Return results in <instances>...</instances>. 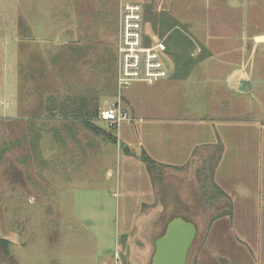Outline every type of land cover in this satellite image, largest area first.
Listing matches in <instances>:
<instances>
[{
	"label": "rangeland",
	"instance_id": "rangeland-1",
	"mask_svg": "<svg viewBox=\"0 0 264 264\" xmlns=\"http://www.w3.org/2000/svg\"><path fill=\"white\" fill-rule=\"evenodd\" d=\"M134 1L143 3L150 19L160 13L193 44L172 46L171 31L160 36L169 45L170 68L174 52L189 55L192 64L210 54L221 60L228 56L235 67L236 60L249 54L246 46H226L224 40L211 38L225 33L227 21L239 19L240 12H227L234 0H0V238L12 242L2 264H110L115 254L123 264H151L155 240L176 216L196 226L186 264L197 263L201 250L209 253L213 238L208 236V217L227 210L228 202L219 197L207 174L198 175L201 168L198 173L194 168H167L154 184L145 168L137 171L126 165L124 154L141 149L137 137L127 146L121 126L113 130L98 119V108L117 98L119 5ZM236 1L245 19L259 22L253 18L264 13V0L249 5L248 0ZM145 30L153 36L148 25ZM251 65L264 69L259 53ZM185 67L178 65L174 74L188 70ZM156 82L160 80L133 79L122 95L131 99L145 122L147 116L159 121L178 118L180 109L166 107L173 100L169 92L154 93L150 84ZM176 82L169 83L174 86L170 91L177 94L179 87L187 105L200 98L203 107L212 96V91L189 85L182 95ZM251 85L253 90L255 81ZM252 90L240 97L256 105L249 97ZM122 103L129 112L123 96ZM240 105L235 101V107ZM191 112L196 116L210 111ZM259 115L263 117L262 111L254 109L233 118ZM82 116L102 131L88 129ZM104 131L115 136L116 143ZM249 140L255 148L253 135ZM249 182L236 185L251 192L242 196L247 214L242 198H237L236 218L246 228L239 231L252 242L261 234L264 243V219L257 206L263 188L251 176ZM201 197L208 202L206 210L198 201ZM205 262L209 264V256Z\"/></svg>",
	"mask_w": 264,
	"mask_h": 264
},
{
	"label": "crops",
	"instance_id": "crops-1",
	"mask_svg": "<svg viewBox=\"0 0 264 264\" xmlns=\"http://www.w3.org/2000/svg\"><path fill=\"white\" fill-rule=\"evenodd\" d=\"M250 3L251 0H248L247 4ZM141 4L143 5V3ZM240 6L241 4L236 0L231 4L229 2L227 12H231L230 8L236 15L240 12L239 19L233 22L227 21L224 24V34L213 33L211 35V38L215 40H224L221 43L226 46L240 44L250 50L249 54L241 57V60H236L238 61L236 67L235 60L228 56L221 60L215 59V54H210L195 60L196 63L192 64L187 72L181 71L180 75L174 74L175 65L172 64L171 68L169 66V74L166 78L150 84L154 93L156 91L169 92L173 100H170L166 107L173 110L180 109L181 115L178 118L159 121L153 119L152 116H147L145 122L143 114L133 109L131 99L122 95L128 102V110L132 116L131 120L121 125L120 135L124 138L123 142L127 146L132 145V140L136 136L137 145L141 146L140 152L132 150L128 152L129 155L124 154L126 165L129 168L137 171H140L141 168L146 169L140 157L144 155L159 165L163 174L167 168H194L195 173H198V169L201 168L198 175L209 174V169H211V185H217L230 199L231 212L216 218L208 228V236L213 238L208 241L210 244L209 253L206 250H201L197 263L194 261L195 264L207 263L205 262L206 256H209V264H264V243L261 234L259 240L250 241L245 232L239 231L246 228L242 225L241 220L236 218L237 198H242L244 194L249 193L247 189L236 185H248L251 176V180L257 181L256 185L263 188L259 191L257 206H261L259 208L260 216L262 215L264 219V69H255V66L251 65L258 53L259 58L264 60V23L262 22L264 13L256 14V18L253 20H259V22H254L245 19L244 9H239ZM143 7L144 26L148 25L150 28L148 32L159 36L157 29L151 28L150 21L145 18L147 16L145 6L143 5ZM250 13L251 11L248 10L247 15ZM159 14L157 15L159 16ZM254 16L252 15V17ZM217 26L219 24L215 28ZM156 27L159 28L160 25L158 24ZM162 28L164 34L171 30V28L166 29L165 26ZM212 63L215 65H209ZM205 65L206 68L211 69L203 70L202 67ZM174 81L182 86V95L185 94L189 85L190 88L194 87L197 91H212V96L208 97L207 101L205 100L203 107H201L203 103L197 101L200 98L192 100L193 104L188 103L189 105H187L184 99L181 100L179 87H177V94L170 91L174 86L169 83ZM241 81L246 82L244 90L239 87ZM253 81H255V86L252 90ZM251 90L249 97L255 100L256 105H251L247 101L248 98L240 97V94ZM235 101L242 103L240 108H238L239 106L235 107ZM101 108H98V111ZM199 109H206L210 112L196 116L193 114L194 112H191L199 111ZM254 109H258V112L262 111L263 117L259 115L252 119L233 118L234 115L253 113ZM203 116L208 119L201 118ZM191 124H195L197 127H189ZM250 135H253L255 147L253 149L252 142L249 140ZM197 148L199 149L197 150ZM207 159L209 162L205 164ZM246 200V198H242L241 204L245 214L248 213ZM247 204L250 205L249 202ZM225 242L230 243L229 246H226Z\"/></svg>",
	"mask_w": 264,
	"mask_h": 264
},
{
	"label": "built area",
	"instance_id": "built-area-1",
	"mask_svg": "<svg viewBox=\"0 0 264 264\" xmlns=\"http://www.w3.org/2000/svg\"><path fill=\"white\" fill-rule=\"evenodd\" d=\"M144 24V7L141 3H120L117 32V98L114 103L101 108L98 112V119L113 130L131 120L130 113L122 103V90L130 81L139 78L160 80L169 74L164 38L148 35ZM110 264L123 262L118 254H115L114 262Z\"/></svg>",
	"mask_w": 264,
	"mask_h": 264
},
{
	"label": "trees",
	"instance_id": "trees-1",
	"mask_svg": "<svg viewBox=\"0 0 264 264\" xmlns=\"http://www.w3.org/2000/svg\"><path fill=\"white\" fill-rule=\"evenodd\" d=\"M145 18L150 21L153 29H157L159 37L164 34V31H162L163 30L162 26H165L166 29L167 28H171V30H170L171 32L169 33V38H170L169 40H171L170 43H171L172 46L177 47L178 45L183 44L185 46V48L193 47V44L189 41L188 37H186L185 35H183L179 31H177L176 28L173 26V24L166 23V21H165V19L163 17L153 15L151 17L152 19H150L149 17H145ZM157 23L160 25L159 28L156 27V25H158ZM160 38H162V37H160ZM166 46H167V44H166ZM168 46H167V51H168ZM182 55H183L182 53L180 54L178 52H174V54L172 55L173 58H174V61H175L174 62L175 68H177L178 65H179V68H180V66L185 65L186 67L183 68V69H187V68H189L192 65V63L190 61H188L189 58H187V57H189V55H187V56H182ZM184 71L187 72L188 70H184ZM182 72L177 73V74L180 75ZM186 72H185V74H186ZM86 113H88V112L86 111ZM97 114H98V112H97ZM81 121L88 129L93 130L95 132H100L101 129H99L98 127H96L93 124V122L90 120V117L82 116L81 117ZM104 134L112 142L116 143L115 136L111 135L110 133H106L105 131H104ZM140 157H141V159L143 160V162H144V164L146 166V170H147V172L149 174L150 179L155 184L157 176H158V174L160 172V166L156 165L155 163H153V161H151L150 159H148L144 155H142ZM207 161H208V159H207ZM209 170L210 171H209V174H207V177L211 180L212 171H211V169H209ZM212 186L218 192L219 197L222 198V199H225V201L228 202V204H227L228 209L227 210L219 209L217 212L212 213L211 215H209L208 220H207V228L210 227V225L212 224V222L216 218L221 217V216L226 215V214H229L231 212V202H230L229 197L220 188H218L217 185H212ZM203 195H204V191L202 192V196ZM198 201L200 202L201 206L203 208H205V210H206V206L208 205V202H205L203 197L198 199ZM10 244H11V241H9L8 239L0 238V264H2V259L3 258L10 256V253H9ZM192 264H195V263L193 262Z\"/></svg>",
	"mask_w": 264,
	"mask_h": 264
},
{
	"label": "water",
	"instance_id": "water-1",
	"mask_svg": "<svg viewBox=\"0 0 264 264\" xmlns=\"http://www.w3.org/2000/svg\"><path fill=\"white\" fill-rule=\"evenodd\" d=\"M246 82L239 87L245 89ZM196 235V226L180 216L170 219L155 240L151 264H186V257Z\"/></svg>",
	"mask_w": 264,
	"mask_h": 264
}]
</instances>
